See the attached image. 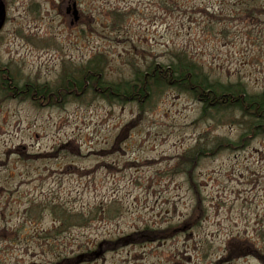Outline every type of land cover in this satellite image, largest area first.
Returning <instances> with one entry per match:
<instances>
[{
	"label": "rangeland",
	"instance_id": "374dc122",
	"mask_svg": "<svg viewBox=\"0 0 264 264\" xmlns=\"http://www.w3.org/2000/svg\"><path fill=\"white\" fill-rule=\"evenodd\" d=\"M3 2L0 63L34 83L57 88L102 54L106 79H131L186 48L212 75L264 92V11L222 22L236 0H76L77 24L73 0ZM197 8L219 13L214 30ZM39 103L0 102V264L99 252L81 264H264V136L185 171L199 141L240 138V112L203 118L174 88L125 104L91 90Z\"/></svg>",
	"mask_w": 264,
	"mask_h": 264
},
{
	"label": "trees",
	"instance_id": "16d2710c",
	"mask_svg": "<svg viewBox=\"0 0 264 264\" xmlns=\"http://www.w3.org/2000/svg\"><path fill=\"white\" fill-rule=\"evenodd\" d=\"M237 3L231 6L221 20H234L243 24L256 18L257 11H264L262 7L255 6L256 0H236ZM199 17H211L207 30H214L212 19L220 17L219 13L196 9ZM222 13V12H221ZM226 21V22H227ZM225 23V22H224ZM220 30H227L225 24ZM172 58L168 63H157L153 61L144 69L135 67L131 79L120 81L108 80L104 76L106 62L104 54L97 57L95 63L88 62L80 69H68L61 78L57 88H51L45 84H37L29 78H23L13 71L12 61L7 64L0 63V97L3 100L21 99L32 100L33 102L53 101L61 98L80 99L88 90L100 96L110 103H128L132 101L142 102L151 100L165 89H176L182 93L190 94L194 99L202 103V117L208 119L212 110L226 112L238 111L242 120L238 122L241 129L240 138L237 141L222 140L211 148L206 147V142L199 141L195 148L186 152L184 159L187 165H194L186 169L192 172L196 163L206 157H213L217 152L223 150H242L247 143L259 136H264V92L249 93L244 82L223 81L212 75L206 66L186 48H180L171 53ZM56 98V99H55ZM0 99V102L3 101ZM218 145V146H217ZM182 164H184L182 162ZM191 177V173H189ZM198 214H200L198 212ZM78 216V215H77ZM189 230V229H188ZM102 248V245H98ZM89 255H83L80 259L85 261ZM64 261H70L65 259ZM79 261V260H78ZM77 261V262H78ZM77 262H74L76 264Z\"/></svg>",
	"mask_w": 264,
	"mask_h": 264
},
{
	"label": "water",
	"instance_id": "95a60500",
	"mask_svg": "<svg viewBox=\"0 0 264 264\" xmlns=\"http://www.w3.org/2000/svg\"><path fill=\"white\" fill-rule=\"evenodd\" d=\"M75 16H77V13H74ZM6 19V9L5 4L2 0H0V31L2 30Z\"/></svg>",
	"mask_w": 264,
	"mask_h": 264
},
{
	"label": "flooded vegetation",
	"instance_id": "af4514ba",
	"mask_svg": "<svg viewBox=\"0 0 264 264\" xmlns=\"http://www.w3.org/2000/svg\"><path fill=\"white\" fill-rule=\"evenodd\" d=\"M69 15H71V14H69ZM73 24V23H72Z\"/></svg>",
	"mask_w": 264,
	"mask_h": 264
}]
</instances>
